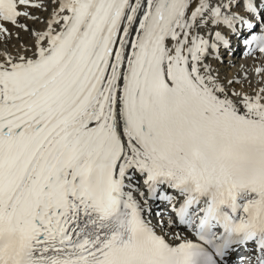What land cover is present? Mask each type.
Listing matches in <instances>:
<instances>
[{"label":"snow or ice","instance_id":"1","mask_svg":"<svg viewBox=\"0 0 264 264\" xmlns=\"http://www.w3.org/2000/svg\"><path fill=\"white\" fill-rule=\"evenodd\" d=\"M57 4L30 57L0 53V264H264V87L205 62L219 26L264 53V0ZM26 7L0 0V37Z\"/></svg>","mask_w":264,"mask_h":264},{"label":"bare ground","instance_id":"2","mask_svg":"<svg viewBox=\"0 0 264 264\" xmlns=\"http://www.w3.org/2000/svg\"><path fill=\"white\" fill-rule=\"evenodd\" d=\"M39 1L42 3L39 8L26 7L22 9L29 11L33 17H36V19L20 18V23L27 25L30 31L8 25L11 37H0V53L6 52L13 57H15L17 53L21 56L27 55L30 57L32 55L35 51V36L33 32L42 33L46 31L48 28V21L53 18L54 10L58 7L57 0ZM238 11H240L242 15H245L242 9ZM53 27L57 31L59 30L57 25H53ZM214 31H220L222 35L230 39L225 26L215 27ZM208 38L211 39L212 36L209 35ZM231 44L232 43H230L229 46L230 49L221 44L218 51L219 59L209 58L205 62L212 66L215 70V74H218L219 79L226 87L235 91L254 94L260 88L264 87V76H258L255 71L256 68L264 67V55L240 57L242 50L240 48L237 50V46H232ZM229 80L235 82L229 85ZM154 223H156V221H154ZM172 231L178 230L174 229ZM169 238H171V233H169Z\"/></svg>","mask_w":264,"mask_h":264}]
</instances>
